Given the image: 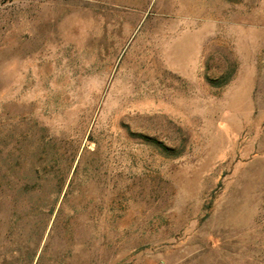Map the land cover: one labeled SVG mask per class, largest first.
I'll return each mask as SVG.
<instances>
[{
  "label": "rangeland",
  "instance_id": "rangeland-1",
  "mask_svg": "<svg viewBox=\"0 0 264 264\" xmlns=\"http://www.w3.org/2000/svg\"><path fill=\"white\" fill-rule=\"evenodd\" d=\"M0 264H264V0H0Z\"/></svg>",
  "mask_w": 264,
  "mask_h": 264
}]
</instances>
